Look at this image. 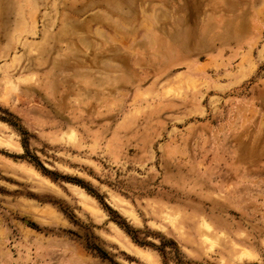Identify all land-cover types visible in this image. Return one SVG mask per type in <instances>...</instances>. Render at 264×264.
<instances>
[{
	"label": "rangeland",
	"instance_id": "rangeland-1",
	"mask_svg": "<svg viewBox=\"0 0 264 264\" xmlns=\"http://www.w3.org/2000/svg\"><path fill=\"white\" fill-rule=\"evenodd\" d=\"M0 264H264V0H0Z\"/></svg>",
	"mask_w": 264,
	"mask_h": 264
}]
</instances>
